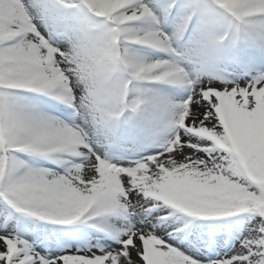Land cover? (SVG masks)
I'll return each instance as SVG.
<instances>
[{
  "label": "snow or ice",
  "instance_id": "1",
  "mask_svg": "<svg viewBox=\"0 0 264 264\" xmlns=\"http://www.w3.org/2000/svg\"><path fill=\"white\" fill-rule=\"evenodd\" d=\"M0 264H264V0H0Z\"/></svg>",
  "mask_w": 264,
  "mask_h": 264
}]
</instances>
